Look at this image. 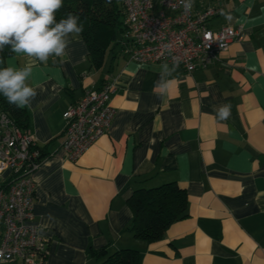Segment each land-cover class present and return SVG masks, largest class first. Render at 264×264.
Wrapping results in <instances>:
<instances>
[{"label": "crops", "instance_id": "0c3cea01", "mask_svg": "<svg viewBox=\"0 0 264 264\" xmlns=\"http://www.w3.org/2000/svg\"><path fill=\"white\" fill-rule=\"evenodd\" d=\"M208 7L221 10L212 29L232 26L241 35L193 73L130 61L119 46L96 68L82 34L47 64L7 57V66L34 65L37 95L23 108V129L43 152L33 175L43 264H96L90 249L105 246L136 249L141 264H264V0L194 2L197 11ZM167 79L174 83L163 96ZM107 81L118 84L111 126L71 161L63 114ZM223 104L231 105L226 121L215 112ZM174 181L188 193L189 215L161 240L135 238L127 231L133 192Z\"/></svg>", "mask_w": 264, "mask_h": 264}, {"label": "built area", "instance_id": "2783aa9c", "mask_svg": "<svg viewBox=\"0 0 264 264\" xmlns=\"http://www.w3.org/2000/svg\"><path fill=\"white\" fill-rule=\"evenodd\" d=\"M126 30L121 52L142 64L166 63L188 73L219 60L239 38L232 26L214 30L209 23L221 12L215 7L185 14L178 0H120ZM169 51L171 54H169ZM115 81L90 90L63 114L66 122L63 149L77 161L101 136L114 118ZM43 161L36 138L8 114L0 113V264H43L47 243L35 223L37 185L33 178Z\"/></svg>", "mask_w": 264, "mask_h": 264}, {"label": "trees", "instance_id": "16d2710c", "mask_svg": "<svg viewBox=\"0 0 264 264\" xmlns=\"http://www.w3.org/2000/svg\"><path fill=\"white\" fill-rule=\"evenodd\" d=\"M78 17L82 37L87 43L93 65L100 68L107 53L119 46L126 30L125 12L120 0H63L56 20L67 14ZM12 55L9 46L0 51V68L7 67L6 59ZM8 114L20 127L27 128L25 109L9 104L0 94V113ZM133 220L127 228L135 238L155 242L165 237L168 228L189 215L186 189L178 182H168L153 188L136 189L128 200ZM96 264H141V254L132 248L111 251L108 246L90 249Z\"/></svg>", "mask_w": 264, "mask_h": 264}, {"label": "clouds", "instance_id": "9594fccd", "mask_svg": "<svg viewBox=\"0 0 264 264\" xmlns=\"http://www.w3.org/2000/svg\"><path fill=\"white\" fill-rule=\"evenodd\" d=\"M194 2L178 0L185 14L191 12ZM62 7L63 0H0V51L9 46L13 53L42 64H47L49 57H64L70 38H79L83 28L78 17L71 13L57 21L56 13ZM173 60L171 71L179 64V58ZM33 66L29 62L23 67L0 68V94L9 104L25 108L36 97V88L29 83ZM173 83V79L163 80L159 84L161 95H169ZM215 112L218 120L226 121L231 115V105H220Z\"/></svg>", "mask_w": 264, "mask_h": 264}]
</instances>
